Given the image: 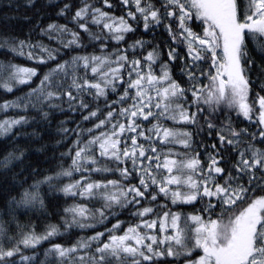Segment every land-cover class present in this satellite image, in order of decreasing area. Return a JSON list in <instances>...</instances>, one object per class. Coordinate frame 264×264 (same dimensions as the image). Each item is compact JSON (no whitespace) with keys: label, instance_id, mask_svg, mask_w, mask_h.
Returning <instances> with one entry per match:
<instances>
[{"label":"snow or ice","instance_id":"6c2138e0","mask_svg":"<svg viewBox=\"0 0 264 264\" xmlns=\"http://www.w3.org/2000/svg\"><path fill=\"white\" fill-rule=\"evenodd\" d=\"M57 17L66 22L37 25L35 42H0L36 65L0 62V88H28L0 104L24 113L0 119V137L30 122L50 125L57 112L80 116L74 129L58 128V145L75 135L60 156L70 163L28 184L38 176L32 169L7 214L45 209L44 186L74 202L62 228L37 232L16 220L10 235L0 222V264H36L44 241L39 264H264V80L252 97L248 46L251 39L264 53V0H68ZM141 25L144 34H168L167 60L158 43L131 38ZM232 112L249 127L237 128ZM23 156L8 151L0 169ZM72 229L93 233L52 242Z\"/></svg>","mask_w":264,"mask_h":264},{"label":"trees","instance_id":"16d2710c","mask_svg":"<svg viewBox=\"0 0 264 264\" xmlns=\"http://www.w3.org/2000/svg\"><path fill=\"white\" fill-rule=\"evenodd\" d=\"M68 2V0H0V42H2L4 37H16L18 39H31L33 42L40 39L39 37V27L46 26L47 23L53 20L59 23H65L66 21L62 17H57L59 8L63 6V3ZM78 3V0H76ZM116 3L119 0H115ZM246 0H241L243 5ZM116 14L120 15L119 9L116 10ZM72 25H70L71 27ZM142 36L145 40H151L153 43H158L163 50V60H167V47L166 42L171 41L168 38V34L163 31L161 27L155 34L153 33H143L142 25L138 30L136 37ZM45 42H47V39ZM249 52L251 57L255 60V66L251 71V78L255 83L253 84L251 96L255 97L257 91H260L259 84L261 80H264V53H262L256 45L253 44L251 39L248 42ZM93 49L89 48V51ZM99 51V48H96ZM0 62H11L23 67H34L35 63L25 56H19L10 52L7 48H0ZM179 63V62H177ZM173 73L175 76H179V69L174 68ZM42 74V73H41ZM38 82V81H37ZM35 86L34 84L32 85ZM28 91L27 86L20 85L14 91L7 92L0 88V104L5 100H11L17 96H20ZM115 98V97H110ZM17 114H24L22 112H17L16 110H8L7 113L0 112V119H3L5 115L12 116ZM29 116L35 115L33 112L28 113ZM231 116L235 121L236 113L232 112ZM224 117H221L223 119ZM80 120L79 114H74L72 112L54 114L51 119V124H46L43 122L33 123L30 122L23 128L17 127L13 130V133L8 137H0V159H3L4 155L8 151H24V156L21 157L19 161L14 162V167L11 171L5 172L0 169V222H3L7 227H9L10 235L16 233V220L20 224L27 225L30 228L35 226L37 232H42L45 226L48 224H56L63 226L62 217L64 216V208L68 204H72L74 201L71 198H65L62 194H57L54 198L48 195L47 186L42 188V194L45 196V209L40 212L31 211L25 213L23 209L17 210L16 220L7 214V203L10 195H16V188L19 184V180H22L24 176H30L32 169L38 170V176L31 177L28 179V184H31L34 179L42 178L44 175L52 174L58 170V165L63 163L65 167L70 163V158H65L63 161L60 160L61 153L66 152L68 146L71 144L72 140L75 139V135L71 134L69 138L62 141L61 144H57V141L62 140V134L58 131V128L62 121L65 123L63 127L68 129H74L76 127V122ZM169 125L172 124L171 121H167ZM90 125H85L88 127ZM235 126L237 128L249 127V122L244 120L241 116L238 121H235ZM251 131H256L255 125L250 128ZM17 132L27 133L28 135L16 136ZM36 133L33 135V133ZM207 140V133L204 134ZM215 137L213 136V139ZM130 143V141H129ZM16 173H21V175L14 179ZM118 176V174H117ZM75 178H79L76 176ZM109 178H117L109 176ZM27 187V185H25ZM77 202L79 198H77ZM98 206V205H97ZM185 211H192L191 208H185ZM127 212L122 214L120 218L126 219ZM114 222V221H113ZM110 226V225H109ZM63 230V229H62ZM97 231H103V226H97L95 229ZM92 229H86L81 231L80 229H72V234L70 236L58 237L54 239L53 243H64L71 244L81 235H92ZM49 247V242L44 241L36 250L39 255L37 256L36 264L43 259V253L46 248ZM25 255H31L32 250H24ZM18 259V257H17ZM184 264L183 257L172 258L168 257L166 260L161 259L160 264Z\"/></svg>","mask_w":264,"mask_h":264}]
</instances>
